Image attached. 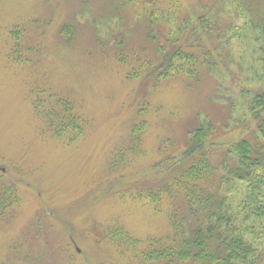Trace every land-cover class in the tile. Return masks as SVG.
<instances>
[{
  "label": "rangeland",
  "instance_id": "obj_1",
  "mask_svg": "<svg viewBox=\"0 0 264 264\" xmlns=\"http://www.w3.org/2000/svg\"><path fill=\"white\" fill-rule=\"evenodd\" d=\"M160 1L163 10L171 2ZM180 1L189 13L209 0ZM251 1L264 14V0ZM117 3L0 0V177L19 193L0 222L4 264H143L138 250L173 232L170 197L155 206L135 195L156 181L154 165L181 152L187 131L208 116L219 127L214 139L225 145L256 128L248 103L262 85L264 33L253 29L238 0H227L223 10L234 29L229 55L218 57L217 68L203 70L198 82L175 77L158 86L145 76L130 78L118 59L138 48L143 54V47L151 54L152 46L143 5L116 12ZM65 24L73 29L69 39ZM15 27L20 50L10 34ZM57 98L74 102L84 119L73 140L51 134L38 109ZM144 120L141 150L129 151L133 126ZM123 154L126 160L117 162ZM228 182L221 193L233 221L264 250V211L242 181ZM117 229L140 246L135 250Z\"/></svg>",
  "mask_w": 264,
  "mask_h": 264
},
{
  "label": "trees",
  "instance_id": "obj_2",
  "mask_svg": "<svg viewBox=\"0 0 264 264\" xmlns=\"http://www.w3.org/2000/svg\"><path fill=\"white\" fill-rule=\"evenodd\" d=\"M238 1L250 13L253 29L264 33V14L257 13L251 0ZM226 2L209 0L188 13L183 11L180 0H171L167 10L160 9V0H118L116 12H120L118 7H126L127 4L143 5L141 8L145 14L141 19H144L147 42L152 46L151 54L145 47V53L141 54L138 48L131 51L129 59L118 53V59L128 65V76H145L152 86H158L175 77L198 82L203 70L216 69L218 57L222 59L229 55L231 38L228 32L232 34L234 29L222 15ZM15 29L10 30V34L18 41L14 48L18 46L20 50L21 33L17 34L20 28ZM62 33L65 39H69L73 33L71 24H65ZM123 41L124 38L119 40L120 45L124 44ZM260 50L263 69L257 81L262 85L253 91L248 103L257 122L252 133L225 145L214 139L215 130L219 127L208 116V120L187 131L188 138L181 152L177 155L167 153L154 165L153 169L158 172L156 181L145 182L144 186H147L135 193L136 197L148 199L155 206L165 196L170 197L174 206L169 214L172 234L151 238L145 249L138 250L143 264H264V250L260 251L256 243L237 228L227 199L221 193L227 181H242L259 204L260 211H264V45ZM57 99L48 106L42 103L38 109L51 134L73 140L75 134L82 132L84 119L74 102L67 98ZM146 123L144 120L133 126L129 151L141 150ZM222 147L225 149L217 159L216 154ZM118 159L126 160L124 154L117 158V162ZM219 167L224 168L223 173ZM18 195L16 187L4 185L0 177V222L11 214L19 200ZM117 231H121V236L125 235L135 250L140 246L138 239L121 229Z\"/></svg>",
  "mask_w": 264,
  "mask_h": 264
}]
</instances>
